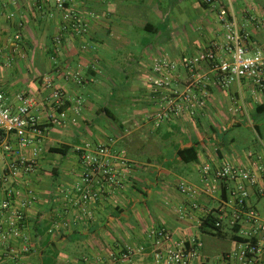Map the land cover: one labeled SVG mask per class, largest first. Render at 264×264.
<instances>
[{
    "label": "crops",
    "instance_id": "obj_1",
    "mask_svg": "<svg viewBox=\"0 0 264 264\" xmlns=\"http://www.w3.org/2000/svg\"><path fill=\"white\" fill-rule=\"evenodd\" d=\"M65 9L81 21L82 33L63 19L55 0H0V86L10 100L20 93L33 97V112L45 128L39 141L24 146L13 136L4 138L25 156L39 151L31 173L11 176L6 171L9 156L0 147V177H6L0 181V200L15 183L30 185L37 198L25 211L30 252L24 260L154 264V253L166 243L156 245L148 232L164 230L171 242L202 243L189 264H239L232 256L237 242L231 237L236 229L243 237L252 228L223 205L235 183L224 180L214 195L195 201L178 187H204V165L216 170L227 163L263 177L264 91L247 80L220 88L211 79L200 115L155 129L146 118L155 109L148 79L154 61L163 55L177 60L221 43L220 11L232 15L248 35V53H264V0H66ZM180 76L184 78L182 72ZM55 90L62 95L57 111L51 96ZM110 139L112 149L126 161L124 188L93 206L92 221L39 234L38 224L48 229L52 218L64 215L60 191L80 183L74 147ZM57 147L68 150L63 155L50 152ZM184 149H189L187 161L178 155ZM248 204L264 219V197L257 188L249 189ZM204 211L221 216L224 238L200 233ZM124 249L131 251L129 263L109 259Z\"/></svg>",
    "mask_w": 264,
    "mask_h": 264
},
{
    "label": "built area",
    "instance_id": "obj_2",
    "mask_svg": "<svg viewBox=\"0 0 264 264\" xmlns=\"http://www.w3.org/2000/svg\"><path fill=\"white\" fill-rule=\"evenodd\" d=\"M204 1L210 3V0ZM55 5L64 11L63 19L70 21V27L78 34L82 33L84 27L81 21L65 9L66 0H55ZM218 20L223 29L221 43H211L205 50L191 57L182 56L172 60L163 55L154 61L153 76L148 79V84L151 104L155 109L146 118L155 129L167 121L194 119L200 115L208 101L211 79H214L220 88H228L232 84L247 80L255 90L264 91V53H248L244 46L248 35L242 33L232 15L220 11ZM180 72L184 74L182 79ZM51 96L52 105L57 111L62 105V95L55 90ZM34 105L33 97L24 93L17 94L10 100L0 86V147L9 156L6 171L16 178L34 170L38 163L39 151L33 149L29 156H25L13 149L4 138L13 136L19 145L24 146L39 141L44 136L45 128L33 112ZM56 122L55 119L51 120V123ZM112 143L110 139L106 144L85 143L74 147L73 151L81 168L80 183L67 192L60 191L66 202L64 215L52 218L47 229L48 234L69 231L82 222L92 221L93 206L106 196H113L124 188L127 180L124 171L126 161L115 153ZM201 173L204 187L194 188L182 183L178 187L179 192L195 201L199 197L214 195L218 183L224 180L234 182L235 190L223 205L243 216L252 229L242 233L246 240L237 243V250L232 256L239 264H262L264 219L249 206L248 197L249 189L254 188L264 197V174L260 179L251 171L227 163L216 170L204 165ZM0 181L6 182L5 175L0 177ZM36 199L35 191L30 185L15 183V186L6 190L0 200V264H30L23 258L30 252L28 238L24 233L25 211L35 204ZM209 212L204 211L202 218ZM214 225L216 228L222 226L219 214ZM231 226L233 227L234 223H231ZM148 238L156 245L159 241L166 243L163 250L158 249L154 253V264H189L202 247V243L195 239L190 242H171V235L164 230H150ZM252 239H255V242ZM130 254L129 249H124L109 254V259L129 263Z\"/></svg>",
    "mask_w": 264,
    "mask_h": 264
},
{
    "label": "trees",
    "instance_id": "obj_3",
    "mask_svg": "<svg viewBox=\"0 0 264 264\" xmlns=\"http://www.w3.org/2000/svg\"><path fill=\"white\" fill-rule=\"evenodd\" d=\"M67 150L68 148L66 147H57V148H51L50 152L60 153L61 155H63L67 152ZM187 152H189V149L180 150L178 152V155L182 161H187L184 157V154ZM216 220H217V214L215 213V211H210L205 217L201 219V222L199 225L200 233L213 235L219 238H224L225 234L222 232L221 228H216L214 225ZM36 230L38 231L39 234H42L44 230L47 231V228L44 229L41 224H38V227H36ZM237 233H238V230L236 229L233 232V235L231 237L232 240L237 243L245 242L246 239L238 236ZM252 241L255 242V239H252ZM43 264H45L44 261H43Z\"/></svg>",
    "mask_w": 264,
    "mask_h": 264
}]
</instances>
